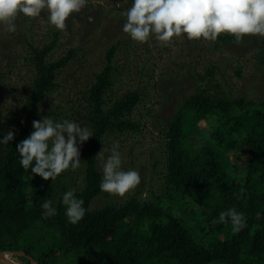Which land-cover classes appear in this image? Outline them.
Segmentation results:
<instances>
[{
    "label": "trees",
    "instance_id": "trees-1",
    "mask_svg": "<svg viewBox=\"0 0 264 264\" xmlns=\"http://www.w3.org/2000/svg\"><path fill=\"white\" fill-rule=\"evenodd\" d=\"M28 19L34 23L36 18L18 14L16 27L25 29ZM60 34L54 28L49 41L37 45L24 32L20 41L28 52L32 76L30 86L19 95L17 111L8 108L0 123V139L9 131L15 133L13 141L0 145V251H23L39 264H264V99L228 95L213 70L205 67L198 79L204 83L185 94L166 119L162 193L153 200L131 195L118 204L91 208L101 193L97 152L108 133L140 129L129 116L140 93L128 90L105 107V95L115 83L117 43L108 47L102 69L91 72L93 77L85 83L72 72L61 78L58 73L80 54L78 47H70L52 59ZM218 40L237 42L227 33ZM262 54L259 60L264 65V50ZM11 73L0 68V87ZM77 79L80 88L65 97L64 88ZM56 91L77 123L93 132L78 145L84 179L75 191L84 200L86 213L75 225L68 222L61 203L68 188L58 183L70 169L45 181L20 166L16 151L17 143L33 131L34 120L40 115L56 117V110L65 105L58 102L56 110L39 109ZM196 137L202 138L198 146L193 145ZM242 147L245 169L239 178L231 172L238 164L230 155ZM172 193L188 201L185 215L191 222L166 208L165 197ZM45 200L56 208V214L47 218L42 216ZM229 208L244 214L246 226L239 232L232 230L230 221L218 222Z\"/></svg>",
    "mask_w": 264,
    "mask_h": 264
},
{
    "label": "rangeland",
    "instance_id": "rangeland-1",
    "mask_svg": "<svg viewBox=\"0 0 264 264\" xmlns=\"http://www.w3.org/2000/svg\"><path fill=\"white\" fill-rule=\"evenodd\" d=\"M130 6V0H88V4L80 12L72 13L67 18L58 44L50 54L52 59H56L65 54L68 48L78 47V59L70 61L72 63L58 74L64 78L72 72L85 83L93 77L91 72L102 69L106 50L110 45L117 43L118 51L113 59L115 83L105 95V107L109 108L117 96L128 90L138 89L140 93V99L129 115L141 124L140 129L127 130L117 135L108 133L97 155L103 149L104 158H107L113 143L118 142L122 168L138 171L141 181L123 197L101 191L93 199L91 208L109 203L118 204L131 195L138 199L153 200L154 195L162 193L165 186L163 133L166 119L177 109L185 94L191 92L196 84L204 83L198 79L203 76L205 67L213 70L228 95L264 99V65L259 60L263 56L264 37L249 36L240 42L227 44L218 39L216 42L203 39L189 41L184 37L173 38L166 46L154 39L139 44L122 32L125 21L122 12ZM35 18L34 23L31 19L24 20L27 25H24L25 29L20 30L17 26L15 32H8L7 25L0 24V48H4L0 56V68H8L12 72L0 87V123L5 119L8 108L12 112L17 111L19 95L30 86L31 65L27 59L28 52L26 53L20 42L23 33L31 36L35 44L42 45L49 41L55 28L48 23L46 10ZM77 81L81 80H74L72 85L64 88L67 93L65 97H70L72 92L80 88L75 85ZM59 94V91L51 93L49 98L46 97L42 101L39 109L42 111L47 107L49 111L56 110V104L61 102L65 105L56 110V117H47L54 121L67 119L77 122L78 120L71 116L70 110H66L67 104L61 99L62 94ZM44 117L45 115H40L36 120H42ZM80 125L84 127L83 124ZM201 141L202 138L196 137L193 139V145L198 146ZM245 153L246 150L242 147L230 155L231 161L238 164L231 172L239 178L245 169ZM97 155V167L103 177ZM83 179L84 168L81 162L77 170L70 169L58 183L60 188L66 185L68 190H76L81 188ZM169 196L165 197L166 208L174 211V214L182 217L185 222H191V218L185 215L188 201L174 193ZM10 259L18 263L25 262L20 255H11Z\"/></svg>",
    "mask_w": 264,
    "mask_h": 264
},
{
    "label": "clouds",
    "instance_id": "clouds-1",
    "mask_svg": "<svg viewBox=\"0 0 264 264\" xmlns=\"http://www.w3.org/2000/svg\"><path fill=\"white\" fill-rule=\"evenodd\" d=\"M131 6L122 12L125 21L122 32L136 43L144 44L154 39L161 45H168L173 38L184 37L189 41L216 42L222 33L230 34L237 42L244 37H264V0H130ZM88 0H0V24L7 25L8 32L16 31L18 14L35 18L47 11V20L57 30H64L66 20L72 13L80 12ZM33 131L16 145L19 164L32 175L43 180L54 181L61 173L80 165L78 145L93 136L88 127H81L76 121L64 119L54 121L45 116L32 122ZM15 133L9 131L0 139V145L13 141ZM100 159L103 177L100 190L123 197L141 181L136 170L122 168L119 143H113L110 155ZM61 203L68 222L75 225L85 216L84 200L78 198L75 189L62 194ZM42 216L56 214L51 200L42 204ZM259 215V214H258ZM234 232L246 226L244 214L235 208L222 211L219 223L229 222ZM5 260L7 253L2 254Z\"/></svg>",
    "mask_w": 264,
    "mask_h": 264
},
{
    "label": "water",
    "instance_id": "water-1",
    "mask_svg": "<svg viewBox=\"0 0 264 264\" xmlns=\"http://www.w3.org/2000/svg\"><path fill=\"white\" fill-rule=\"evenodd\" d=\"M3 253H7L10 256L11 255H20V256L26 257L27 261L21 262V263L13 261L12 263H8L7 261H4V260L0 259V264H39L35 259H33L29 255H26L23 251H15V250H12V251H0V258L2 257Z\"/></svg>",
    "mask_w": 264,
    "mask_h": 264
},
{
    "label": "bare ground",
    "instance_id": "bare-ground-1",
    "mask_svg": "<svg viewBox=\"0 0 264 264\" xmlns=\"http://www.w3.org/2000/svg\"><path fill=\"white\" fill-rule=\"evenodd\" d=\"M9 255V254H8ZM1 260H4V261H7L8 263H12L13 261L10 259V255H9V259L8 260H5L3 255L2 257L0 258Z\"/></svg>",
    "mask_w": 264,
    "mask_h": 264
}]
</instances>
